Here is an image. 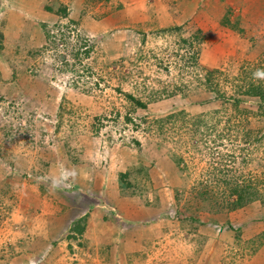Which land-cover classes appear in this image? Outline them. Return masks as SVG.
I'll use <instances>...</instances> for the list:
<instances>
[{
  "label": "rangeland",
  "instance_id": "1",
  "mask_svg": "<svg viewBox=\"0 0 264 264\" xmlns=\"http://www.w3.org/2000/svg\"><path fill=\"white\" fill-rule=\"evenodd\" d=\"M106 1H41L48 18L37 14L36 26L23 27L4 22L16 0H0V234L31 226L45 235L49 224L55 243L66 242L59 221H25L40 212L61 217L57 192L83 184L84 172L101 179L106 171L120 195L157 208L150 218L166 216L149 226L154 243L134 264H254L264 244V112L232 85L241 66L263 62L264 37L249 36L235 21L107 26ZM213 68L220 72L209 79L223 97L206 83ZM236 96L243 100L234 103ZM61 167L75 175L54 188ZM231 183L251 188L229 210ZM60 256L84 262L78 251L65 248Z\"/></svg>",
  "mask_w": 264,
  "mask_h": 264
},
{
  "label": "crops",
  "instance_id": "2",
  "mask_svg": "<svg viewBox=\"0 0 264 264\" xmlns=\"http://www.w3.org/2000/svg\"><path fill=\"white\" fill-rule=\"evenodd\" d=\"M41 1L47 0H16L18 3L14 2L13 10H6L5 24L7 26H10V23L23 27L36 26L35 21L39 20L37 14L48 18V13L40 4ZM48 5L53 7L49 2ZM101 5H104L101 11L105 12L102 21L107 26L126 28L130 26L145 30L189 23H194L198 27H208L213 26L215 21L228 22L227 25L235 21L237 28L249 36L264 37V0H108ZM11 14L13 18L8 22ZM224 30L229 31L228 28ZM252 51L249 46L245 48L248 54ZM83 176L85 177L83 184L76 185L73 190H70L73 193L67 194V189L64 188L57 192L61 195L59 198L61 197L60 200L64 205L61 217L55 214L43 215L40 212L28 216L25 221L30 225L31 220L37 219L38 216L40 218L45 216V221L48 222L59 221L62 228H66V231L60 235L64 236L63 239L66 242L57 243L56 241L55 243L56 237L53 231L49 230V224L45 235L37 234L30 226L24 232L28 233V240L27 238L20 240V234L24 235L23 232L0 234V264H67L60 256L61 251L64 254L65 248L69 252L78 251L80 256L78 263L84 261L82 264H134L136 256L138 258L142 252L150 249L154 242L151 240L149 226L159 222L161 224L166 216L161 217L159 213L156 216V213L155 217L150 218L149 205L139 204L133 198L120 195L118 185L109 172L105 171L101 179L100 177L96 179L93 172L88 171L84 172ZM85 189L90 192L86 193ZM94 193H98V199ZM101 198H103L102 202H100ZM76 205L81 208L80 212L74 211ZM28 207H32V201ZM156 209L152 208L151 211ZM82 216L84 222L81 232L71 230L72 222ZM157 217L159 218L156 219ZM150 220L154 222L150 223ZM260 223L263 224L264 221ZM219 228L218 226V230ZM222 229L217 232L218 237L226 242L224 237L228 238V232L221 231ZM261 229L263 228L255 230L252 235L257 234ZM212 231L209 229L207 235L211 233L209 236L212 237L214 234ZM189 235L194 237V233ZM219 247L216 248L219 249ZM224 248L221 246L219 250L223 251ZM86 256L89 258L86 259ZM253 256L255 260H257L256 256H262L254 264H264V244L255 251ZM194 260L192 258L191 263ZM218 260L216 264L221 263ZM248 261L246 264H249L250 261Z\"/></svg>",
  "mask_w": 264,
  "mask_h": 264
},
{
  "label": "trees",
  "instance_id": "3",
  "mask_svg": "<svg viewBox=\"0 0 264 264\" xmlns=\"http://www.w3.org/2000/svg\"><path fill=\"white\" fill-rule=\"evenodd\" d=\"M84 54L86 53V50H84L83 52ZM263 57H261L259 60L263 61L262 63H259L260 65H262V68H264V54L262 55ZM256 64V65H259ZM253 66L252 69H250L248 66H241L239 68L238 74L239 77H241L238 81L236 80V83L233 84L232 86H234L233 90H237L239 91V93L246 95V96H252L253 98L257 99V108L260 112H264V82L259 81L258 83H253L252 80H248L246 81L247 76H251L253 75V70L255 68V66ZM219 73L220 71L218 69H211L210 73L207 75V79H206V83L207 85L211 86L214 91H216L217 95L220 97H223L224 95V91H221L220 89L217 88L218 83L217 82H212L210 78V76L213 74V76L215 75V73ZM220 91V92H219ZM128 99L132 100V102L138 106V107H142L144 106V103L139 101L138 99H135L133 97H131L130 95L126 94ZM240 95V94H239ZM241 100H243V98L241 96H236L233 99L234 103H239ZM171 116V114H170ZM125 174L120 173L119 174V182L121 181V177H123ZM121 184V183H120ZM119 184V185H120ZM231 190L229 191L230 194L234 193L235 194V198L232 201H225L224 205L226 207V209L228 208L229 210L237 208L241 205L242 201L245 200V196H244V192L243 190L246 189L247 191V187L248 186H241L239 187L238 183H231L230 186ZM251 188V187H249ZM74 186L70 189L73 190ZM71 193V192H70ZM212 194V189H208V190H204L203 192L200 193V195L204 198L208 197L209 195ZM223 194V192H222ZM83 222H84V217H80L77 218L76 220H74L72 222V226H71V230L76 231L78 233L81 232L82 227H83Z\"/></svg>",
  "mask_w": 264,
  "mask_h": 264
},
{
  "label": "clouds",
  "instance_id": "4",
  "mask_svg": "<svg viewBox=\"0 0 264 264\" xmlns=\"http://www.w3.org/2000/svg\"><path fill=\"white\" fill-rule=\"evenodd\" d=\"M260 79H264V71L257 69L256 72L253 73V80L255 81ZM74 175H75L74 171L61 167L59 175L52 177V186L54 188L58 187L60 184L68 181L69 178Z\"/></svg>",
  "mask_w": 264,
  "mask_h": 264
}]
</instances>
